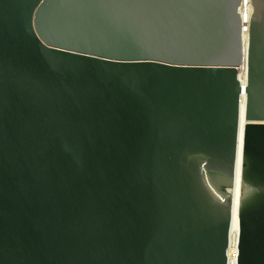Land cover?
Listing matches in <instances>:
<instances>
[{
    "label": "water",
    "instance_id": "1",
    "mask_svg": "<svg viewBox=\"0 0 264 264\" xmlns=\"http://www.w3.org/2000/svg\"><path fill=\"white\" fill-rule=\"evenodd\" d=\"M0 0V264H264V0Z\"/></svg>",
    "mask_w": 264,
    "mask_h": 264
},
{
    "label": "bare ground",
    "instance_id": "2",
    "mask_svg": "<svg viewBox=\"0 0 264 264\" xmlns=\"http://www.w3.org/2000/svg\"><path fill=\"white\" fill-rule=\"evenodd\" d=\"M240 13L243 19V62L240 67L239 78L243 87L246 85L247 80V55H248V41H249V20L252 13V4L250 0H242L240 5ZM245 120V93L241 95L240 101V133L238 140V153L235 165V172L232 177V181H241L242 170V145H243V132ZM241 189L238 185L232 183L228 187L229 197L232 200V220L229 232V247H228V264H237L238 257V240H239V219H238V207L241 193ZM239 193V194H238Z\"/></svg>",
    "mask_w": 264,
    "mask_h": 264
},
{
    "label": "rangeland",
    "instance_id": "3",
    "mask_svg": "<svg viewBox=\"0 0 264 264\" xmlns=\"http://www.w3.org/2000/svg\"><path fill=\"white\" fill-rule=\"evenodd\" d=\"M232 183H234V184L238 185V186H239V188L241 189V191H240L239 193H242V183H240V182H237V181H232ZM239 193H238V194H239Z\"/></svg>",
    "mask_w": 264,
    "mask_h": 264
}]
</instances>
